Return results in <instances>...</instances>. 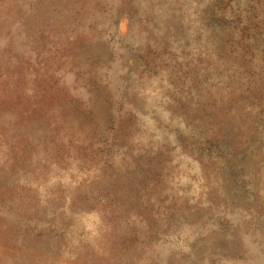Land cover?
Wrapping results in <instances>:
<instances>
[{
    "label": "rangeland",
    "instance_id": "1",
    "mask_svg": "<svg viewBox=\"0 0 264 264\" xmlns=\"http://www.w3.org/2000/svg\"><path fill=\"white\" fill-rule=\"evenodd\" d=\"M0 264H264V0H0Z\"/></svg>",
    "mask_w": 264,
    "mask_h": 264
}]
</instances>
